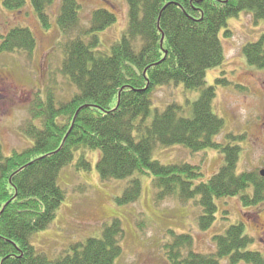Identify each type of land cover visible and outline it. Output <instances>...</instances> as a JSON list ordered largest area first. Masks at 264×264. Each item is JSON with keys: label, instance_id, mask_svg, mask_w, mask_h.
Instances as JSON below:
<instances>
[{"label": "trees", "instance_id": "trees-1", "mask_svg": "<svg viewBox=\"0 0 264 264\" xmlns=\"http://www.w3.org/2000/svg\"><path fill=\"white\" fill-rule=\"evenodd\" d=\"M55 0H31L43 28L49 27L47 8ZM129 24L109 55L98 51V34L116 23L107 9L93 12L88 29H79L80 4L61 0L58 26L63 34L62 73L77 88L72 98L56 106L50 99L35 108L41 128L28 126L33 140L27 149L4 157L0 143V264H115L123 253L122 222L114 219L101 238H89L72 246L63 257L52 260L30 244L34 233L46 229L55 219L66 194L60 187L63 169L79 153L76 167L89 172L85 149L100 151L96 164L103 181L129 180L117 202L136 203L141 182L135 174H151L162 203L177 197L188 203L199 197L203 209L200 227L207 230L216 221V201L243 193L245 207L264 204V178L258 173L237 174L240 148L222 145L215 138L225 123L213 111L216 86L206 87L207 73L221 66L225 52L221 31L231 17L248 12L264 21V0H126ZM26 0H3L5 9L18 11ZM77 37L71 39V35ZM231 32L225 30V35ZM85 38H89L86 42ZM0 54L25 52L32 56L37 41L28 28L15 27L0 37ZM243 54L249 63L264 70V34L248 43ZM182 83L187 90L203 89L193 106V118L180 116L182 107L169 105L153 111L152 96L159 86ZM217 84H226L224 78ZM38 104V103H36ZM236 140L234 137H229ZM157 144L182 145L192 152L214 148L224 154V164L209 181L200 182L202 169L190 164L164 165L152 158ZM164 245L170 264H264L261 253L248 250L252 238L244 225L230 226L214 237L216 251H194L188 234L170 233Z\"/></svg>", "mask_w": 264, "mask_h": 264}, {"label": "rangeland", "instance_id": "rangeland-1", "mask_svg": "<svg viewBox=\"0 0 264 264\" xmlns=\"http://www.w3.org/2000/svg\"><path fill=\"white\" fill-rule=\"evenodd\" d=\"M77 1L81 6L79 29L90 27L91 16L97 9H107L116 15V23L98 34L101 41L98 51L109 55L112 45L127 31V1ZM60 9L61 0H55L47 8L50 25L45 29L31 0H26L23 9L12 12L5 9L0 0V37L15 27H23L28 28L37 41L32 56L23 51L0 54V78L8 79L6 87L0 88V143L4 157L33 145L25 130L33 125L41 128L42 121L34 118L39 104L46 105L50 99L58 106L78 92L62 73L65 39L57 23ZM226 29L230 35H225ZM262 34L264 21H255L252 14L243 12L231 17L227 28L221 31L225 61L210 69L206 78V87L217 88L213 111L225 123L215 141L240 148L238 175L259 174L264 169V70L249 65L243 54L244 46L258 41ZM76 37L77 33L71 35V39ZM219 78L227 83L217 84ZM202 93L203 89L190 91L182 83L159 86L152 96L153 111L163 112L169 105L177 104L182 107L181 117L193 118L194 103ZM230 136L236 140H231ZM85 151L92 170L77 169L79 153L74 162L62 170L59 184L65 191V200L53 222L30 239V244L50 259L63 257L72 246L83 244L89 238H101L104 228L114 219L122 222L125 232L121 241L123 253L115 264H170L164 254V245L172 241L171 232L192 236L194 251L211 254L216 251L214 237L224 235L230 226L241 223L252 238L248 250L264 257V204L245 207L240 198L243 193L252 195L253 186L238 196L217 200L216 221L211 228L202 230L199 222L203 209L198 204L199 197L181 203L175 196L158 203L154 176L137 173L133 178L141 182V196L136 203L121 205L117 199L123 195L131 178L103 181L96 168L100 151ZM152 158L164 165L199 166L203 178L198 183L209 181L224 164L221 150L209 148L195 153L182 145L157 144ZM222 264L230 263L226 259Z\"/></svg>", "mask_w": 264, "mask_h": 264}, {"label": "flooded vegetation", "instance_id": "flooded-vegetation-1", "mask_svg": "<svg viewBox=\"0 0 264 264\" xmlns=\"http://www.w3.org/2000/svg\"><path fill=\"white\" fill-rule=\"evenodd\" d=\"M7 84H8V79H2V78H0V85H1L0 88H5Z\"/></svg>", "mask_w": 264, "mask_h": 264}, {"label": "water", "instance_id": "water-1", "mask_svg": "<svg viewBox=\"0 0 264 264\" xmlns=\"http://www.w3.org/2000/svg\"><path fill=\"white\" fill-rule=\"evenodd\" d=\"M260 175L264 178V169L260 172Z\"/></svg>", "mask_w": 264, "mask_h": 264}]
</instances>
